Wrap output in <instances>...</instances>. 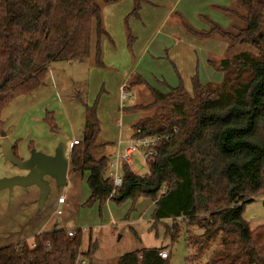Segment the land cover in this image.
<instances>
[{
  "label": "trees",
  "instance_id": "1",
  "mask_svg": "<svg viewBox=\"0 0 264 264\" xmlns=\"http://www.w3.org/2000/svg\"><path fill=\"white\" fill-rule=\"evenodd\" d=\"M119 1L0 0V135L5 133V108L38 90L51 64L94 55V65L105 68L103 44L111 37L104 7ZM133 2L126 23L140 17L149 0ZM234 2L231 8L218 7L232 19L229 29L209 19L208 31L186 27L194 38L228 44L225 58L209 60L224 74V81L203 84L197 74L192 93L182 83L167 93L149 87L155 98L152 106L165 107L133 128L142 137L170 136L153 147L157 154L147 162L149 173L139 176L125 163L123 183L115 188L109 177L114 158L106 154L115 144L103 140L97 106L86 108L84 137L73 147L70 170L88 173L87 206L108 201L135 205L147 198L155 204V225L168 224L173 243L186 233L189 246L204 255L219 242L208 264H264V225L252 230L244 218L246 206L264 195V0ZM244 45L253 50L227 57ZM133 80L126 91L145 84L138 77ZM146 108L131 106L124 111ZM45 121L53 133L59 132L54 113L48 112ZM13 154L17 157L14 147ZM83 234L81 229L72 237L65 229L43 232L32 244L19 241L0 248V264H93L92 251L81 250ZM168 248L129 252L118 264H170L160 256Z\"/></svg>",
  "mask_w": 264,
  "mask_h": 264
},
{
  "label": "rangeland",
  "instance_id": "2",
  "mask_svg": "<svg viewBox=\"0 0 264 264\" xmlns=\"http://www.w3.org/2000/svg\"><path fill=\"white\" fill-rule=\"evenodd\" d=\"M177 1L149 0L143 6L140 17H131L128 23L125 20L133 10V0H120L116 4L105 6L106 28L108 33L112 34L110 41H104L107 54L105 68L94 65V55L83 61L53 63L49 66L48 75L38 91L15 98L5 108L2 115L4 130L7 135H11L7 140L12 146H16L17 157L27 160L34 152L53 156L62 141H65L68 153L75 139L83 140L87 106H97L106 137H113L119 125H129L135 119L133 114H139L135 123L141 118L153 116L157 109L165 107V104L160 103L153 107L155 98L148 87H133L126 91L128 99L121 100L123 88L140 74L151 85L164 91L167 88L158 81H167L170 84L178 82V66L183 67L184 76L188 77L189 91L192 90L190 73L193 76L199 74L206 83H222L224 75L207 63L200 50L189 52L180 47V40L196 39L189 36L178 12L195 4L197 8H201L203 1L191 0L190 4L189 0H184L181 4H177ZM208 13L219 21H225L226 16L220 12ZM208 18L214 19L211 15H208ZM189 23L197 31L200 29L196 26L208 25L204 20L195 18ZM170 31H179V36L172 35L168 38ZM207 41L210 40L197 39L195 42L206 48H218L220 44L227 46L226 42L218 39L206 43ZM146 46L148 48L143 52ZM251 50L253 49L246 45L238 46L231 50L227 57L232 58L236 54ZM189 53L195 60L191 70L187 71L191 64ZM71 63L75 65L72 66ZM131 70L135 77L128 79V72ZM123 103L125 108L122 107ZM131 106L147 108L142 112L124 111ZM47 112L54 113L59 132L53 133L45 121ZM5 141L6 138L0 135V179L25 175L24 171L6 159ZM114 150L115 148H112V151ZM114 154L111 151L107 153L109 156ZM67 157L71 167L70 156ZM131 168L142 177L149 173L147 164L138 154L132 156ZM69 173L72 175L70 168ZM87 179L74 176L65 186H59L55 180L48 179L51 191L43 206L40 203L41 190L37 186H18L12 190L0 191V248L23 239L32 244L39 231L81 229L84 233L81 250L92 251L93 264H118L120 257L126 253L161 247H169L170 264H208L214 252L219 249V242H215L209 251L199 255L196 249L189 246L186 233L173 243L167 233L168 224L155 225V204L147 198H141L135 205L132 201L121 206L108 201L104 206L99 203L87 206L91 195ZM62 194L66 195L68 202L59 207V198L65 196ZM58 208L63 210L62 215L56 214ZM244 218L252 230L264 225V195L246 206ZM59 220H62V223H59ZM113 222L116 223L115 226ZM44 226L46 227L43 228ZM191 231L194 234L202 233L197 229Z\"/></svg>",
  "mask_w": 264,
  "mask_h": 264
},
{
  "label": "crops",
  "instance_id": "3",
  "mask_svg": "<svg viewBox=\"0 0 264 264\" xmlns=\"http://www.w3.org/2000/svg\"><path fill=\"white\" fill-rule=\"evenodd\" d=\"M184 0H178L177 1V4L178 3H182ZM190 1L191 0H189V3L188 4H190ZM192 1H200V0H192ZM201 1H203V3H204V5L201 7V8H197V6H196V4L193 6H190V7H187V9L189 10H187V9H180V12H178V15H179V17L181 18V21L183 22V24L185 25V27H187V26H190L191 24L189 23L190 22V20H193V18H195V19H200V21H205V23H207L208 25H206V24H202V25H198V26H196V27H198L199 29H200V31H203V30H210V28H211V26H210V23L208 22V20H206V19H209V20H212L213 22H215V23H217L218 25H220L221 27H223V28H227V29H229L231 26H232V23H233V21H232V19H230L229 18V16H227V15H225L224 13H222L221 11H220V9H218V7H224V8H231V7H234L235 5H234V3L235 2H233V0H218V2H216L215 0H201ZM150 4V3H149ZM153 5H156V4H153ZM234 5V6H233ZM216 7V8H215ZM216 9V10H215ZM174 10V9H173ZM210 11H214V12H220L221 14H223L224 15V17H225V21L224 20H222V19H220V21L218 20V19H216V17L214 16V15H212V14H209L208 12H210ZM173 12V11H172ZM193 12V13H192ZM208 13V15H211L212 17H214V19H210V18H208V15H206ZM143 16V15H142ZM104 18H105V15H104ZM106 19V18H105ZM216 19V20H215ZM141 21H142V19H141ZM106 21H105V27H106ZM191 27V26H190ZM192 28H195V27H192ZM107 29V28H106ZM196 29V28H195ZM186 33V32H185ZM181 34L183 35V32H181ZM187 34V33H186ZM112 35V34H111ZM110 35V36H111ZM172 35H174V36H179V31H170L169 32V34H168V38H170ZM188 35V34H187ZM189 36H191V35H189ZM192 37V36H191ZM192 38H194V37H192ZM194 39H196L197 40V38H194ZM195 40V41H196ZM201 40V39H200ZM208 40V39H207ZM210 41H207L206 43H208V42H211V41H213V39H209ZM108 41V40H107ZM107 41H105V42H107ZM194 40H180V47L181 48H185L186 49V51H189V52H197L196 51V49H198V50H200V52H202V54H204L205 55V59H207V63H209V60L210 59H214L215 58V61L216 62H220V60L221 59H223V58H225L226 57V54H227V49H228V44H227V46L226 45H223V44H220L219 45V47L218 48H216V47H212V48H206V46L204 47V46H199V44L198 43H196L195 41L193 42ZM114 45H115V43H114ZM204 45V44H203ZM148 48V46H146L145 47V49L143 50V52L144 51H146V49ZM213 49H219V50H213ZM178 50H179V48H178ZM190 55L188 56V59H189V61H191L190 63V67H189V69H187V71H190L191 70V66H192V63L194 62V60H195V58L194 57H192L191 55V53H189ZM204 55H202V56H204ZM105 57H107V54H106V49H105V44H104V63H106L105 62ZM206 61V60H205ZM198 63H199V60H198ZM71 65L73 66V65H75V63H71ZM176 66H177V64H175ZM209 65L211 66V67H213L210 63H209ZM106 66V65H105ZM214 68V67H213ZM92 69H94L93 67H92ZM96 69V68H95ZM176 69H177V78H178V82H174V83H172V84H170L169 82H167V81H158V83L160 84H162L163 86H165V88H167V90L166 91H164V90H162L161 88L160 89H158L157 87H155V86H153V85H151L148 81H147V79H145V77L142 75V74H140V75H138L137 77L139 78V79H141V80H143L144 82H145V84H143V85H139V86H145V87H153V88H155V89H157L158 91H160V92H162V93H167V92H169L170 91V88H176V87H179L180 85H181V83L183 84V86H184V88L189 92V93H192L191 91H193V84H192V90L191 91H189L190 89L188 88V85H187V79H188V77H185L184 76V73H183V71H184V69H183V67H181V66H178V67H176ZM134 70V69H133ZM133 70H131V71H129L128 72V79L129 78H133V77H135V76H133L132 75V71ZM223 74V73H222ZM224 75V74H223ZM189 76L190 77H192V79L196 76V75H192V73H190L189 74ZM200 76V75H199ZM200 79H201V77H200ZM201 82L203 83V84H207L206 82H204V81H202V79H201ZM208 83H210V82H208ZM214 83H216V82H214ZM218 83H220V81L218 82ZM159 84H158V87H160L159 86ZM123 86V85H122ZM41 88V87H40ZM39 88V89H40ZM38 89V90H39ZM150 89V88H149ZM38 90H36V91H38ZM35 91V92H36ZM34 93V92H33ZM32 94V93H31ZM48 113V112H47ZM53 113V112H52ZM47 115V114H46ZM128 115H130V114H128ZM138 115L139 114H133V116L135 117V119L129 124V125H124V124H122V125H119L120 127L119 128H116V131H115V134L113 135V137H109V135L106 137L104 134H105V131H104V129H103V136H104V140L106 141V142H109V143H113V144H117V141L120 139V138H128V137H130L131 135H133V133H134V128H133V126L135 125L134 123H135V121L138 119ZM46 118V117H45ZM130 118V117H129ZM122 122H124V121H122ZM5 125V124H4ZM6 134V136H5V138H10L11 137V135L10 134H8L7 135V133H5ZM107 134V133H106ZM75 140H78V139H75ZM74 140V141H75ZM73 141V142H74ZM115 145L114 146H111V147H108L107 148V150H106V154L108 153V151H111V152H114L115 153V150L114 151H112V148H116L115 147ZM14 148H15V150H16V146H13ZM73 143H72V146H71V148H70V150L68 151V153H66V155H68V156H70V159H71V154H72V150H73ZM115 155V154H114ZM113 156V155H112ZM113 158H114V156H113ZM72 173V172H71ZM71 174L69 173L68 174V181H69V179H71L72 177H74V176H81V178L82 179H87V177H88V173H86V174H82V173H72V175L70 176ZM70 176V177H69ZM62 195H65V194H62ZM66 196V195H65ZM67 200H66V202L64 203V204H61V205H59L58 204V206L59 207H61L62 205H65V204H67ZM59 223H62V220H59ZM46 226H44L43 228H45ZM65 230H76V229H65ZM44 231H39V234H41V233H43ZM46 232V231H45ZM36 235H38V234H36ZM35 235V236H36ZM34 236V237H35ZM22 241V240H21ZM23 241H24V239H23Z\"/></svg>",
  "mask_w": 264,
  "mask_h": 264
},
{
  "label": "water",
  "instance_id": "4",
  "mask_svg": "<svg viewBox=\"0 0 264 264\" xmlns=\"http://www.w3.org/2000/svg\"><path fill=\"white\" fill-rule=\"evenodd\" d=\"M5 137L6 134L4 133ZM4 155L16 167L25 172L12 178L0 179V191L14 189L15 187L37 186L41 190L40 203L43 206L50 194L51 186L48 179H53L59 186L68 183L70 160L66 155L65 141H62L53 156L42 153H32L27 160H21L13 154V146L7 140L4 144Z\"/></svg>",
  "mask_w": 264,
  "mask_h": 264
},
{
  "label": "built area",
  "instance_id": "5",
  "mask_svg": "<svg viewBox=\"0 0 264 264\" xmlns=\"http://www.w3.org/2000/svg\"><path fill=\"white\" fill-rule=\"evenodd\" d=\"M127 93L126 88L124 87L121 94V100H127ZM124 104V103H123ZM122 107L125 108V104ZM140 131H135L133 135L128 138H120L115 145V155L114 159L110 164V171L109 177L114 181L115 188L120 187L123 183V166L125 163L128 165H132V156L138 154L142 157V160L147 164L148 160L154 157L157 153L154 150V146L161 142L162 140H169L170 136L160 137V136H152V137H142L137 135ZM79 140H75L73 142V146L78 144ZM66 196H62L59 198L58 203L59 205L64 204L66 202ZM64 212L62 209L58 208L57 213L58 215H62ZM114 226L116 225L115 222ZM75 231H69V236H74ZM160 256L164 260H168L170 258V253L168 249L163 250L160 252ZM81 264H85L82 261Z\"/></svg>",
  "mask_w": 264,
  "mask_h": 264
}]
</instances>
